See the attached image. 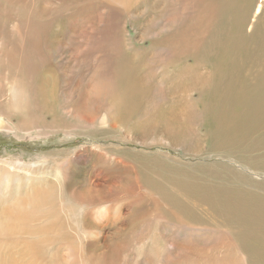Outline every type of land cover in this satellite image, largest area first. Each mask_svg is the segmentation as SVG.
<instances>
[{"label":"bare ground","instance_id":"bare-ground-1","mask_svg":"<svg viewBox=\"0 0 264 264\" xmlns=\"http://www.w3.org/2000/svg\"><path fill=\"white\" fill-rule=\"evenodd\" d=\"M47 1L40 7L46 22L34 29L48 40L47 49H34L48 59V66L32 73L41 107L58 81L67 86L70 65L92 62L82 73L86 99L71 106L58 134L74 135L75 120L85 134L120 132L145 150L115 148L109 156L134 173L125 197L94 182L78 206L101 205L99 214L109 221L110 203L118 206L114 200L120 197L117 203L129 210L132 222L156 212L170 224L157 217L155 224H121L95 249L85 242L73 247L60 223L32 228L26 210L1 211L0 264H264V0ZM111 16L119 17L112 27ZM51 52L64 62L56 67L50 59L59 54ZM13 61L7 52L0 54V93L24 95L25 77ZM6 101L2 113L18 107H6ZM56 125L52 116L45 128ZM154 146L199 160L183 163L169 153L147 151ZM102 229L90 224L84 234L101 236Z\"/></svg>","mask_w":264,"mask_h":264},{"label":"rangeland","instance_id":"rangeland-1","mask_svg":"<svg viewBox=\"0 0 264 264\" xmlns=\"http://www.w3.org/2000/svg\"><path fill=\"white\" fill-rule=\"evenodd\" d=\"M9 1L6 0L5 2V0H0V6L2 7V9H0V54L2 56L7 52L8 58L12 61L15 60L13 62L16 64L17 69L25 77V87H28L29 89L27 88L24 95H20L18 92H16V95L14 94V96L7 92L6 94H4L3 92L0 93L3 97V100L0 98V125L2 126V128L0 127V186H2V189L0 188V214L2 213L1 211L5 212L12 209L26 210L27 218L29 216V218L34 219L31 222L28 218L29 223H32V228L41 224L60 223V229L62 230V232H64L68 236H71V243L73 247H78L81 242H85L90 246L92 245L91 248L95 247V249H100L103 247V245H106L108 242L106 244L101 243L103 241L102 236H108L113 232L114 227H121V224H155L154 218L156 217L159 220H157L158 223L170 224L167 221H162L161 216L163 215L161 213L156 214V212H153V207L151 206H148V208L151 209V211L154 213L153 215H143L140 218L142 222H132L129 219V210L126 209L123 205H120V202L117 203L118 200H120V197L126 196V190L133 188L134 184L132 183H135V176L132 171L120 169L115 166L109 156H111L112 153L115 152V148L128 149L131 151L144 150L141 146H139L138 144L134 145L128 139L123 137L120 132H118L116 135L106 136H93L90 134H85L83 133L84 130L81 128V125L75 120L72 121L73 125L75 126V129H72L74 135L66 136L64 133L58 134L56 128L63 124V120L65 121V119H68L67 114L69 111H71V106L73 104L79 106V104L86 99L87 90L85 88L88 81L84 80L82 73L83 70L87 68V62L90 64H92V62L89 61L90 59H86V62H84L82 59H78V61L75 62L76 64L73 63L75 65H70L68 69H70L71 71L74 68V70L72 73L68 72L70 77L67 86L65 88H62L60 82L62 80L58 81L55 85L56 91L55 89H53L49 94L50 97L47 96L45 98V103L42 108L37 100L36 92L34 93L32 73L33 71L40 70L43 67L48 66V59L44 55V52L35 53L34 49L42 48L43 45V49H47L48 40L44 42L45 38L43 36L42 41L39 37V31H34V29H37L36 26L40 27L42 24H44V22H46V15H43L45 13H42L40 11V7L44 8V3L48 1ZM79 5L83 4L80 3ZM13 6L15 9L13 8ZM22 6L25 9L22 8ZM149 7L150 6L145 5V10ZM123 8H127V4L124 5ZM4 11L5 13H3ZM152 11L155 10L152 8ZM139 12H143V10L138 9V13ZM112 17L113 16L108 19V23L110 22L111 25H109L111 27L113 26V22L119 19V17ZM148 17L150 18L151 14H149ZM6 18L9 19L7 20ZM2 21H4L3 24ZM16 21L18 24L16 23ZM62 25L63 23H61L58 28H60V26ZM1 26H3V28ZM13 26L15 27L14 31H12V28H14ZM106 28L107 31H111L108 26H106ZM64 29L65 26L63 27V30ZM127 30L128 32L132 31L129 26ZM12 32H14V35L11 34ZM65 32L64 36L66 35ZM2 39H4L5 43ZM23 44L26 46L23 47ZM33 44H35L36 47H33ZM23 52L26 53L25 56ZM51 53L55 54V52ZM57 54L59 53H56L55 55ZM60 56L61 54L56 56L55 59L53 57L50 59L51 62L56 65V67L58 64L60 65L64 62L61 61V58L59 59ZM97 63L98 62H93L94 65ZM76 66H78V69L75 68ZM1 75L2 69H0V77ZM16 76L17 74L15 72L12 75V78L15 81L16 87H20L22 86L20 78ZM43 78L45 77L43 76ZM5 99H7V101ZM5 101L7 103L6 107L8 106V104H14L18 107H14L12 105V109L2 113L1 110H4ZM24 103L25 105H23ZM88 105H91V102ZM52 116L56 117V127L45 128V125L50 122ZM36 117L37 119H35ZM68 122L70 123V120ZM31 123L33 126L31 125ZM4 126L7 127V130L4 129ZM29 126L30 128H32L31 130L29 129ZM147 151L152 153H169L170 155L180 158L181 162L183 161V163H185L186 161L195 162L199 160L189 157H180L177 151L170 148H163L162 146L150 147ZM68 154L69 156H67ZM82 154L83 156H81ZM98 171L99 173H97ZM254 179H256V177H254ZM94 182L100 184V186L98 187L102 188L104 192H106L108 189L113 188L111 190L112 195L120 196L115 197L118 200L114 198L116 200H114L115 205L117 204L118 206L114 207L111 204L112 202L110 203V207L114 208L113 212L111 208V210L109 211L110 213H108L113 217L112 220L107 221L105 220V215L102 216L104 218L100 216L101 214H99V211L103 209L101 205H98L96 203L93 205V203H91L90 205L88 204L87 208H81V206H78L80 205L78 202V197L84 196V193L87 192L86 190H88V184H92ZM104 184L107 185L104 186ZM114 192H116V194ZM122 193L124 196L121 195ZM97 196L99 195L97 194ZM100 197H102L101 199H105L112 196L100 194ZM144 197L145 199L148 198L146 197V194L144 195ZM41 206H43L44 208ZM108 206L109 204L106 205V207ZM87 213H89L88 215H90L91 217L87 216ZM138 215L139 214H137L136 217ZM87 219H90L89 222ZM125 219H127L128 221ZM161 221L164 223H162ZM109 223L115 225L107 226L106 224ZM90 224H102L103 229L99 233L101 234V236H98V232H95L94 235L88 238L86 237V235L84 234V230L85 228L88 229ZM171 224H176V222ZM70 225L74 226L70 227ZM49 239H51V234L49 235ZM51 249L52 248L50 247L48 250Z\"/></svg>","mask_w":264,"mask_h":264}]
</instances>
